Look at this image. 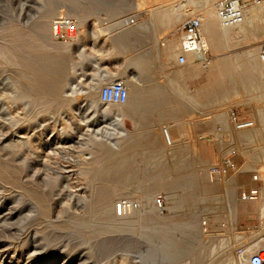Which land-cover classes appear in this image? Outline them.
Segmentation results:
<instances>
[{
  "label": "rangeland",
  "instance_id": "obj_1",
  "mask_svg": "<svg viewBox=\"0 0 264 264\" xmlns=\"http://www.w3.org/2000/svg\"><path fill=\"white\" fill-rule=\"evenodd\" d=\"M184 1L0 0V168H9L8 171L10 173L16 177H20L16 179L14 176V178L22 181L27 179L25 173L34 170V168L37 169L38 167L39 170L49 171L48 173H52L53 175L56 174V178L58 177L59 179V181L56 179V181L59 182L56 186V194L57 192L58 194L59 192H63V194L69 195L64 196L59 194V197L56 195L57 209L60 208L59 206L61 203L64 206V203L67 205L69 204L68 202H73V200L76 201L79 197L90 199L95 192L94 189L99 187L104 181L100 178L98 173L100 171H109V166L114 162L113 154L109 151L101 153V149L108 145L109 147L114 148L121 147L125 138L115 117H104L101 113V110L108 105L101 102L102 104H100L98 112H94L93 109L89 108L91 96L88 92H94V84L99 82L98 80L100 79L98 78L101 77H116L122 75L126 79L131 80L133 79V76H138L140 70L137 65L132 63V61L141 54H148V56L144 55V57L149 59V66L143 70L141 75L144 78L147 76V78H145L147 82L156 83L166 88L170 77H173V75L180 70L190 68V66H188L189 64L186 66H180L176 63L177 48L175 52L176 55L170 60L168 55L161 51L163 44L165 43V40L173 39L174 37L179 43V35L176 29L193 16H187L184 20L176 23L170 31L159 38L160 41L158 42L157 57L153 55L155 42L153 43L154 36L151 33L143 37L142 43H137L138 39L130 42H123L125 45L119 46L122 50L120 53L117 52L114 47L115 43H122L120 37L116 34L107 33L101 36H94L91 34L92 40L89 41V43H79L78 45L74 44V46L71 41L62 38H54L51 41L49 34H51L52 21L58 14L64 13L67 15L72 12V6H78L79 10L76 12L75 19L77 20L80 17H85V21L81 24H79V20H77L78 25H80L79 29H81V37L83 34H88L86 30L84 32L82 29L89 27L93 31L105 29V32H107L109 31L108 24H110L113 19H125L128 16H133L135 13H140V20L145 21L149 17L150 12L156 7L162 4H165L166 6L175 5L180 7L187 3V0ZM262 1L263 0L260 2ZM253 4L259 3H252L251 5ZM52 6L55 7V12L53 11L50 15H45L46 11ZM194 9L197 10V13H200V10L198 12V9H200L199 7ZM237 35L239 36V34ZM237 38L233 40L228 49L216 51H214L203 38V41L212 56V63L210 66H212L220 56H234L243 53L251 47L264 44V33L258 38H252L253 40ZM65 47H69V50L65 53L69 61V74L64 85L58 91L59 94L57 93L56 96L51 97L45 96L42 93V90L38 87L35 73L29 71L25 67L21 57L35 53L38 48H44L49 52L56 54L61 50L63 51ZM3 48L4 52H1V49ZM263 50L264 47L259 50V53ZM71 62L74 65L76 63V65L74 66ZM192 65H197V63H192ZM210 66L202 67L205 71L202 70L201 74L193 77H184L188 87H191L190 94L195 97L199 94L200 98L197 100V102H199L198 107L195 106L193 108V105L190 104V109L195 111L193 114L199 115L194 116L189 112H183L180 114V121L188 123L187 126H189L186 127V133L177 138L180 142H184L183 146L189 161H196L195 159L197 158V161H200L201 159L206 160L208 166L204 165V168L202 167V169L194 166L193 171L202 174L205 183L209 182L213 185L209 187V191L213 192L209 194L207 192L208 195H206H214V199L212 202H209L204 206L196 204L186 205L179 199H184L186 196L189 197L191 192L196 194L200 193L199 191H201V189H174L172 192L164 188L156 187L155 184H153L154 182L151 177L153 176L152 174L155 173V164L157 162L151 157L160 155V152L164 153L165 157H167L170 153V151H162L166 146H170L169 142L165 143L162 126L163 124H166V122L175 123L176 121H170L172 120L170 118L164 121V119H159V117L156 116L151 121L142 122L143 126L147 124V128H152L156 139H158V145H148L147 147L149 151L146 153L148 155L145 154L147 158L140 159L136 157L133 160H130L126 164L127 168L121 170L124 175L120 173V175L112 176V179L107 177L106 182L107 186L111 188L118 184V181L123 180L125 175L129 176L132 174V176H135L136 178H142V182H139L138 179L132 184L129 193L122 194L114 200L112 209L114 215H117L116 207L118 203L123 200L132 201V209H130V212H128L126 216L131 218L134 212H136L135 210H137L143 214L146 211V217L143 221L125 224L122 230L114 233L108 232L96 242L95 249L99 254L98 258L101 260L100 264L190 263L193 254L199 251H208V246L211 245V242L207 235L201 236L199 233L190 235L183 232L179 226L186 222V220H195L196 225H199L198 227L202 229V233L204 234V229L212 231L216 228H224L222 231L226 232L227 235L229 234L227 233V223L225 221L227 209L223 204V196L221 195L225 188L223 189L220 184H216V181L211 180L209 176L211 165H213V163H218L221 158V152H219L221 150L219 148L218 140L224 141V147L226 146L223 149L224 151H229V149L230 151L233 149L236 151V155L234 156L235 169L231 171V175H235L240 179L239 183L241 182L236 186L237 189L233 188L236 191V195L238 194L237 198H241L242 191L254 186L258 187L252 182V179L257 175L256 169L261 167L259 165L262 164L260 158L261 150H259L260 145L257 142L248 141L249 139H239L236 140V142H233L235 140L230 136L231 134H228L230 131L220 132V136H216V130L214 131L212 129L210 120L213 115L217 113L230 111L232 114L231 124L234 129H241L243 127H237L238 124L253 120V122L258 125V113L256 112H258L257 108L262 104L259 101H256L252 95H244L243 92H240L238 96L234 95L230 97L234 99L229 100L230 102L226 99L223 102H220L221 105L219 102L213 101L209 108L204 109V101L201 91L208 81L207 74ZM70 68L71 70L74 69L72 71L73 73ZM191 68L195 67L192 66ZM97 72L101 74L100 76H96L98 77V80L95 79L96 77L93 79V76L96 75ZM144 72H146L147 75L144 74ZM61 93L64 94L63 96H65V98H68V102H59L61 98L60 95H62ZM253 98L254 100H252ZM110 106H112L111 110L113 114L118 112L119 107L117 105ZM130 106L134 109L136 108V110L140 108L139 103H130ZM174 106L175 108H180L183 104L181 102H176ZM124 120V125L128 132L131 133L139 130L137 126L138 123L135 121L134 117L126 116ZM139 125H141L140 122ZM52 128L56 129L53 130ZM231 137L233 141L231 140ZM55 138L56 140L54 141ZM244 144L246 146H244ZM13 146L16 148L12 149L11 147ZM193 146L194 149L192 150ZM156 149H160L161 151H157ZM250 156L254 157L253 160L249 159ZM8 158L10 160H8ZM35 162L40 165L38 166ZM143 163L144 166L142 165ZM148 166L151 167V171L148 169ZM96 171L98 172L95 173ZM141 173L143 174L141 175ZM29 180L26 181L27 184L33 186ZM232 187L233 186L231 185L230 190ZM202 192L203 191H201V194ZM172 193L176 195L175 199L172 198ZM60 196L62 197L61 199ZM177 200H179V202ZM159 201H161L162 207H159ZM176 201L181 206H179V209L174 213L172 210L177 204ZM241 202L248 210L253 209L254 212L246 213L242 211L238 215L234 232L245 234L247 236L250 234L253 236L246 238L243 242L239 241L237 244L234 243V246L232 245V247L236 248L239 253V248L241 246L251 245L254 246L252 251L254 252L260 248H264V229L260 231L262 222H264V211L258 209V201L252 202L242 200ZM215 204L217 206H215ZM192 205L193 207H191ZM212 210L215 211L218 216H211L210 211ZM172 215H176V221L179 222V224L177 226L178 228L176 227L174 230L169 231L165 219ZM156 219L159 221L156 222ZM109 238L111 240L113 239V242H110L108 240ZM118 238L119 240L116 241ZM206 239L208 240L206 241ZM181 241H185V243L180 244ZM171 252L178 253V257L176 256L175 258L173 256V259L170 258L168 254ZM218 252L224 254L226 252V246L222 247ZM232 252L233 251H231L230 255L234 254V252ZM11 256L12 253L6 257L9 259ZM61 258L62 257H60L58 261H60Z\"/></svg>",
  "mask_w": 264,
  "mask_h": 264
},
{
  "label": "bare ground",
  "instance_id": "obj_2",
  "mask_svg": "<svg viewBox=\"0 0 264 264\" xmlns=\"http://www.w3.org/2000/svg\"><path fill=\"white\" fill-rule=\"evenodd\" d=\"M215 2L216 0H187V3L180 7H177L175 5L166 6L165 4H159L160 6L151 11L149 17L145 21L140 20V13L134 12V17H136L135 24L127 25L125 19H113V21L108 24L109 31L105 32V29H99L98 31H92L90 35L93 34L94 36H101L107 33L118 35L122 43H115L114 47L117 52H120L122 50L119 48V46L125 45V43L123 42H130L138 39L137 43H142L143 37L151 33L154 36V41H152L153 43L155 42L153 55L157 57L156 54H158V42L160 41L159 38L170 31L176 23L184 20L187 16L190 15L196 16L198 14L197 16L202 18L203 38L214 51L228 49L231 46L233 40L237 37L239 39L249 40L252 38H258L262 33H264V0L259 4H253L247 7L245 11L244 21L239 25L233 26H224L220 22L216 15ZM196 7L200 8L198 9V12L200 10V13L196 12L197 10L194 9ZM78 10V6H72V12L68 13L67 15L75 19L76 12H78ZM53 11L55 12V7L52 6L48 11H46L45 15H50ZM77 20H79V24H81L83 23V21H85V17H80ZM78 26L80 27V25ZM237 34H239V36ZM49 38L51 39V41L56 38L52 30L51 34H49ZM79 39L80 36L77 40L72 41L73 46L74 44H79ZM263 47L264 44L257 45L247 49L243 53L236 54L234 56H220L217 61L208 69V81L204 85L201 92L204 101V109L209 108L213 101H217L219 102V104H221L220 102H223L226 99H228L229 101L232 99L230 97L234 95L238 96L240 92H243L244 95H252L256 99V101H259L262 104L257 108L258 112H256L258 113V125H256L253 120L244 124L243 128H238V130H236L231 124L232 114L230 111H225L224 113H217L213 115L210 120V125L214 131L216 130V136H220V132L230 131L231 133L229 132L228 134H231L230 136H232L235 140L233 141L231 137V140L233 142H236V140L239 139H249L248 141L255 143L257 142L260 145L259 150H261L260 158L262 164L259 165L261 167L256 169L257 180H255L254 177L252 179V182L256 184V186H258V196L255 200H252V202L258 201V209L264 211V62L262 61L261 57L262 52L259 53V50H261ZM176 48L178 52L179 43L174 37L173 39L165 40L161 51L164 54L168 55L169 59L172 60L177 54ZM68 50L69 47H65L63 51L61 50L60 52L53 54L44 48H38L35 53L27 55L25 57H21V60L23 61L25 67L29 71L35 73L38 87L42 90V93L45 96H56L58 91L64 85L65 80L69 74V61L65 54ZM1 52H4V48L1 49ZM144 55L145 54H141L132 61L133 64L138 66L140 73L138 76H133V79L131 80L126 79L122 75L116 77L106 76L104 78H98L96 76L101 75L98 72L93 76V79L95 77V79H100H97L99 82L94 84V92H88L91 96L89 103L90 107H88L93 109L94 112H98L100 109V104H102L99 96L100 88L102 87V85L105 83H110L117 78L121 79L126 85L128 89V100L125 104H122L120 106L117 105L119 108L118 112L115 114H113L111 110L112 106L110 105L112 104H106L108 106L101 110V113L104 117H115L117 124L121 127V132L125 138V141L123 142L121 147L114 148L109 147L108 145L101 149V153L105 151L111 152L114 157V162L109 166V171H100L98 173L100 175V178L104 181L102 182V184H100L99 187L94 189L95 192L90 199L79 197L76 199V201L73 200V202H68L69 204L67 205H65L66 203H64L63 206V204L61 203V205L59 206L60 208L57 209L58 206L56 207V195L57 197H59V194H62L64 196L68 194L65 195L63 194V192H59V194L57 192L56 194V186L59 183L56 181V179H58V177L56 178V174L53 175L52 173H48L49 171L47 172L45 170H39L38 167L37 169L34 168V170H30L28 173H25V177L27 179H25V181H22L16 180L19 176L16 177L12 173H10L8 171L9 168H0V264H100L101 260H99V254L95 249L96 242L108 232L114 233L116 231L122 230L125 224L130 222L143 221L146 217V211L143 214L135 209L134 210L136 212H134L131 218H128V216L126 215L120 217L116 214L114 215L112 209L114 200L122 194L129 193L130 187L139 178L132 176V174L129 176L125 175L123 180L118 181V184L111 188L107 186L106 178L120 175V173L124 175L121 170L127 168V162L133 160L136 157L140 159L147 158L146 155L148 154L146 153L149 151L147 146L158 145V139H156L152 128H147V124L143 126L142 123L144 121H151L156 116H158L159 119H164V121L170 118L172 119L170 121L176 122H166V124H163L162 126L165 143H170V146L168 147L163 146L165 147V149H162V151H170V153L167 157H165L164 153L162 152H160V155L151 157L157 162L155 164V173L152 174L153 176L151 177L152 181L154 182L153 184H155L156 187L164 188L172 192L174 191V189L187 190L193 188H198L203 191L202 194L204 195L201 194V191H199L200 193L197 194L191 192L189 197L185 195L186 197H184V199L182 198L183 200L179 199L186 205L196 204L204 206L209 202H212V200L214 199V195H207L213 192L209 191V187L213 185L209 182L205 183L204 176L199 172L193 171L194 166L200 167L202 169L204 165H207L206 160L201 159L200 161H197V158L195 159L196 161H189L185 148L183 146L184 142H180V140L177 138L178 136H183L186 133V127L189 126H187L188 123L180 121V114L183 112H189L192 115L193 113H195V111L190 109V104L193 105V108L198 104L197 96L195 97L190 94L191 87H188V84L184 80V77H193L201 74L202 70H204V67L200 64L192 65V63L190 62L191 64H187L188 66H190V68H186L185 70L176 72L173 77H170L168 79L167 86L166 88H164L159 84L147 82V80L145 79L147 78V76L144 78L141 75V73H143V70L149 66V59L145 58ZM145 56H148V54H146ZM192 66H194L195 68H191ZM73 70H71V72ZM144 74L147 75L146 72H144ZM63 95L64 94L60 95L61 98L59 102H68V98H65V96ZM254 98L252 100H254ZM176 102H181L183 106L180 108H175L174 104ZM130 103H139L140 108L138 107L139 109L136 110V108L134 109L132 106H130ZM126 116L135 118V121L138 123L137 126L139 130L131 133L126 130L124 125V118ZM139 122L141 123V125H139ZM237 127H240V125L238 124ZM55 129L56 128H54L53 130ZM55 140L56 138L54 139V141ZM218 141L219 148L221 150L219 151L221 152L220 156H222V154L225 152L223 149L226 146L224 147L225 144L223 140ZM244 146L246 145L244 144ZM11 148L13 149L16 147L13 146ZM193 149L194 146L192 147V150ZM156 150L161 151L160 149ZM250 157L249 159L253 160L254 157ZM8 160L10 159L8 158ZM142 165L144 166V163ZM150 168L151 167L148 166V169ZM54 172L56 173L55 170ZM97 172L98 171H96L95 173ZM142 174L143 173H141V175ZM14 176L16 179L14 178ZM27 180H29L31 182V185L33 186L27 184ZM141 180L142 178L139 179V182H142ZM239 180L240 179H238L235 175L230 174L226 176V178L222 181H216V184H220L223 189L225 188L221 195L223 196V204L227 209L225 221L227 223V233H229L230 235H227L226 232L222 231L224 228H216L212 231L204 229V234L202 233V229L198 227L199 225H196L195 220H186V222L182 223L179 226L183 232H186L190 235H194L196 233H199L201 236L207 235L209 236L208 239L211 242V245L208 246V251L195 252L193 254L192 261L188 264H246V258L253 251L254 246L247 245L245 247V250L241 253H238V250L232 247L234 243L237 244V242L239 241L243 242V240H245L246 238L253 236L250 234L247 236L245 234L234 232L238 215L242 211L246 213L254 212L253 209L248 210L247 207L242 204L241 198H237L238 194L236 195V191L233 188H236V186L241 183H239ZM231 185L233 187L230 190ZM171 196L173 199H175L176 195L172 193ZM61 198L62 197L60 196V199ZM179 200L177 201L179 202ZM177 201L176 203L178 204ZM131 202L132 201H126L130 209H132L133 206V203ZM177 204L173 207L172 211L174 213L177 209H179V206H181L180 204ZM215 206L217 205L215 204ZM191 207H193V205ZM176 215L169 216L165 219L169 231L174 230L179 224V222L176 221ZM210 215L218 216V214H216L213 210L210 211ZM155 221L158 222L159 220L156 219ZM263 229L264 222H262L260 231H262ZM208 239H206V241ZM108 240L110 242H113V239L111 240L109 238ZM117 240H119V238L116 239V241ZM182 243H185V241L180 242V244ZM224 246H226V252L224 254L222 252L219 253L218 251ZM231 251L234 252L233 255H230ZM11 253L12 256L7 259L6 256ZM177 255L179 254H176L175 252H171L168 254V256L172 259L174 257L176 258ZM60 257L62 258L60 261H58Z\"/></svg>",
  "mask_w": 264,
  "mask_h": 264
},
{
  "label": "built area",
  "instance_id": "obj_3",
  "mask_svg": "<svg viewBox=\"0 0 264 264\" xmlns=\"http://www.w3.org/2000/svg\"><path fill=\"white\" fill-rule=\"evenodd\" d=\"M261 0H217L215 2V11L218 19L224 26L239 25L244 21L245 11L252 3H260ZM127 25L136 23V17L128 16L125 18ZM202 18L193 16L187 19L180 27L176 29L179 35V49L176 55V63L184 66L191 63H197L203 67H209L212 63V56L209 53L203 41L202 35ZM51 30L56 39H65L75 41L81 35L78 23L75 19L64 13H60L52 21ZM191 57V58H190ZM262 61L264 62V50L261 53ZM100 100L105 104L122 105L128 100V89L124 82L116 79L110 83H105L100 88ZM250 122V121H249ZM248 123V122H246ZM239 124L243 127L244 124ZM235 149L225 151L219 162L210 167L209 176L211 180H223L231 174L235 169L234 156ZM255 180L256 175L254 176ZM258 196V188L252 187L242 191L241 199L243 201L255 200ZM159 207H162L161 201L158 202ZM130 207L126 201H121L116 207V213L120 217L128 214ZM246 246L239 248V253L245 250ZM246 264H264V248L251 252L247 257Z\"/></svg>",
  "mask_w": 264,
  "mask_h": 264
},
{
  "label": "crops",
  "instance_id": "obj_4",
  "mask_svg": "<svg viewBox=\"0 0 264 264\" xmlns=\"http://www.w3.org/2000/svg\"><path fill=\"white\" fill-rule=\"evenodd\" d=\"M81 30V29H80ZM85 30H86V32L88 33H91L93 30L92 29H90L89 27L88 28H86V29H82V31H84L85 32ZM92 40V38H91V35L90 34H83L81 37H80V39H79V42L78 43H89V41H91ZM198 98H199V94H197V100H198ZM199 103V102H198ZM197 107H198V104H197Z\"/></svg>",
  "mask_w": 264,
  "mask_h": 264
}]
</instances>
